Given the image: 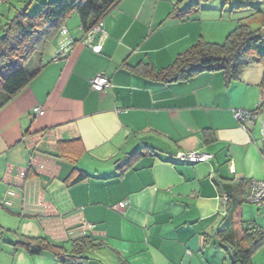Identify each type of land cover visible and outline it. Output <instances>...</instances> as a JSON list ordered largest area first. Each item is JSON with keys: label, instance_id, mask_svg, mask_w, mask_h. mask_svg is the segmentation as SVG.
<instances>
[{"label": "crops", "instance_id": "obj_1", "mask_svg": "<svg viewBox=\"0 0 264 264\" xmlns=\"http://www.w3.org/2000/svg\"><path fill=\"white\" fill-rule=\"evenodd\" d=\"M214 1L232 9L249 2ZM179 3L120 0L103 19L100 52L85 43L78 19L66 24L68 53L54 59L58 39L29 61L30 70L43 67L0 109V264H61L18 241L43 237L71 249L85 236L99 243L103 264H206L209 232L228 237L226 224L244 216L247 200H236L222 220L218 196L241 183L247 195L249 181L264 177L259 121L244 129L233 115L264 96V58L232 80L219 70L174 82L148 76L146 64L171 65L212 26L194 10L173 15ZM98 73L112 85L94 90ZM37 105L44 114H34ZM194 149L214 157L175 158ZM251 209L249 225L261 227L264 209Z\"/></svg>", "mask_w": 264, "mask_h": 264}, {"label": "trees", "instance_id": "obj_2", "mask_svg": "<svg viewBox=\"0 0 264 264\" xmlns=\"http://www.w3.org/2000/svg\"><path fill=\"white\" fill-rule=\"evenodd\" d=\"M119 1L50 0L42 2L40 9L30 14V0L25 7L17 10L14 17L3 27L0 37V109L17 97L40 72L43 64H39L35 70L28 68L32 57L36 53L44 52L50 43L57 42L58 39L60 47V42L68 35H63L61 29L66 27L72 15L77 14L80 26L87 33L103 20ZM194 7V4H190L185 9L175 8L172 14L184 18L193 12ZM260 42V30L252 31L247 25L239 24L223 43L200 39L165 68L158 70L146 64V74L161 81L174 82L189 79L205 71L219 70L227 80L237 79L246 66L264 58V52L259 49ZM83 176L78 179H83ZM237 187L223 189L228 194L227 208L236 200L240 204L247 200L242 183ZM252 228L253 233L248 232V236L257 234L260 239H264L258 226ZM221 237L227 238L224 235ZM18 244L32 254L50 251L61 264H89L88 251L99 245L94 239L86 236L74 240L71 249L43 237H26L18 241ZM254 249L255 244H252L237 250L233 255L235 263L240 261L241 264H253L251 254Z\"/></svg>", "mask_w": 264, "mask_h": 264}, {"label": "rangeland", "instance_id": "obj_3", "mask_svg": "<svg viewBox=\"0 0 264 264\" xmlns=\"http://www.w3.org/2000/svg\"><path fill=\"white\" fill-rule=\"evenodd\" d=\"M21 0H0V37L3 34V27L9 22L15 15L17 10H21L29 0H24L25 3L21 4ZM177 3L180 1V8L185 9L194 4V12L198 17L199 14L209 15L212 19H207L211 21L212 24L210 29L205 31V37L203 40L223 43L227 36L239 25L245 24L248 28L256 30V28L262 27V24H258V19L264 15V2L262 0H249L247 5H243L240 8H231V4H226L224 1L219 5L215 3L214 0H175ZM25 4V5H24ZM40 4L36 0H33L30 6L28 7V12L34 14L40 9ZM24 5V6H23ZM211 7V8H209ZM238 11H235V10ZM241 14V15H240ZM79 18L77 14L71 16L68 21V25L77 21ZM219 29L220 34H216V30ZM210 38H215L211 40ZM217 40V41H216ZM259 49L264 52V42L259 43ZM33 62V61H32ZM32 62L29 65V68H32ZM262 118L259 120L258 125L260 126ZM255 126L254 135L258 140L260 145H263L261 140L260 127ZM246 208L243 209L244 216L240 218L238 215L234 217V222L225 226L224 230H227L229 236L225 239L217 236L215 232L210 231L209 233L212 237L206 240L205 245L207 259L204 260L206 264H241V262L235 263L233 255L237 250L244 249L245 247H250L252 244H255V249L251 254V259L253 264H264V239H260L259 235L253 234L251 236L247 233H253V226L249 225V218L247 210L250 207H254L256 210L259 208L256 204L246 201ZM264 209V208H263ZM222 210L225 211L222 207ZM256 210L251 209L255 214ZM222 220L226 219L227 212L225 211ZM222 215V213H221ZM263 215V214H262ZM260 216V220H261ZM263 223L261 226H264V217L262 219ZM258 223V222H257ZM255 242V243H254ZM95 249V248H93ZM89 250L88 255L91 258L90 264H103L96 257V250ZM199 257H202L201 254H198Z\"/></svg>", "mask_w": 264, "mask_h": 264}, {"label": "built area", "instance_id": "obj_4", "mask_svg": "<svg viewBox=\"0 0 264 264\" xmlns=\"http://www.w3.org/2000/svg\"><path fill=\"white\" fill-rule=\"evenodd\" d=\"M63 35L68 34V30L65 26L61 29ZM261 40L264 42V25L260 29ZM106 36V32L103 28V20L96 24L91 30L86 33L85 43L92 47L95 52H100L103 47V39ZM69 52L68 42L65 40L60 42V51L54 57L55 60L59 59L61 56H64ZM91 87L94 90L102 91L106 87L111 86V81L108 76L103 73H98L95 75L91 81ZM44 108L40 105L34 107L35 115L44 114ZM234 118L239 122V124L247 129L250 125H255L261 118L260 132L261 140L264 144V96L257 104V108L254 110H248L245 108H237L233 110ZM264 149V147H263ZM214 157L213 153L201 151V150H188L180 151L175 155V158L180 161L186 162H208ZM25 171L20 172V176L23 179L25 177ZM223 209L227 210L228 205V194L222 192L219 196ZM247 201L256 204L259 208H264V177L261 179H251L249 181V189L247 193ZM123 204L117 205V208H123ZM224 211V212H225ZM260 233L264 237V226L259 227ZM0 236H1V227H0Z\"/></svg>", "mask_w": 264, "mask_h": 264}]
</instances>
